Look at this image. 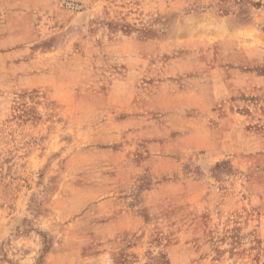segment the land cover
<instances>
[{"label": "rangeland", "instance_id": "rangeland-1", "mask_svg": "<svg viewBox=\"0 0 264 264\" xmlns=\"http://www.w3.org/2000/svg\"><path fill=\"white\" fill-rule=\"evenodd\" d=\"M0 264H264V0H0Z\"/></svg>", "mask_w": 264, "mask_h": 264}]
</instances>
